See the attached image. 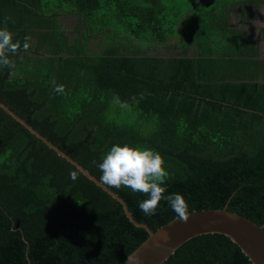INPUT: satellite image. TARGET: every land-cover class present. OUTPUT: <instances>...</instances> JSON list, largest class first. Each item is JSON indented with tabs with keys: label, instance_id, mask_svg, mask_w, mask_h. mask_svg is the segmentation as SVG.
<instances>
[{
	"label": "trees",
	"instance_id": "trees-1",
	"mask_svg": "<svg viewBox=\"0 0 264 264\" xmlns=\"http://www.w3.org/2000/svg\"><path fill=\"white\" fill-rule=\"evenodd\" d=\"M261 5L0 0V29L6 21L21 42L8 54L14 68L0 67V102L97 180L113 145L152 149L168 173L165 195L182 194L188 214L226 209L264 231V47L252 34ZM64 15L78 17L70 30ZM110 189L153 232L177 217L164 200L146 216V196ZM148 236L0 108V264H119ZM163 264L251 262L229 238L207 234Z\"/></svg>",
	"mask_w": 264,
	"mask_h": 264
},
{
	"label": "water",
	"instance_id": "water-1",
	"mask_svg": "<svg viewBox=\"0 0 264 264\" xmlns=\"http://www.w3.org/2000/svg\"><path fill=\"white\" fill-rule=\"evenodd\" d=\"M0 108L40 139L46 146L67 160L87 179L118 201L127 218L135 226L142 227L148 232V238L119 264H163L182 244L196 236L207 234L224 235L239 247L251 264H264L263 228L248 218L226 209L200 210L189 213L187 222H182L176 217L153 232L147 225L138 223L133 219L126 203L110 188L100 183L89 171L69 158L1 102Z\"/></svg>",
	"mask_w": 264,
	"mask_h": 264
},
{
	"label": "clouds",
	"instance_id": "clouds-1",
	"mask_svg": "<svg viewBox=\"0 0 264 264\" xmlns=\"http://www.w3.org/2000/svg\"><path fill=\"white\" fill-rule=\"evenodd\" d=\"M30 41L31 37L28 35L23 38V51L27 52L30 49ZM20 49L21 42L19 40L13 42V33L8 30L5 21L4 27L0 29V67L14 68L15 65L8 54L15 55ZM63 89V85H57L54 91L59 93ZM114 99L121 107L128 106L118 97ZM93 164H96V161H93ZM96 166L101 172L99 180L103 185L116 189L128 188L134 193L146 196L147 199L138 202V208L146 216L155 215L160 201L164 200L182 222L188 221V205L183 195L180 193L165 195L167 189L163 185L168 173L164 168V159L158 152L128 144L113 145ZM69 175L70 179H77L76 172Z\"/></svg>",
	"mask_w": 264,
	"mask_h": 264
},
{
	"label": "flooded vegetation",
	"instance_id": "flooded-vegetation-1",
	"mask_svg": "<svg viewBox=\"0 0 264 264\" xmlns=\"http://www.w3.org/2000/svg\"><path fill=\"white\" fill-rule=\"evenodd\" d=\"M260 15H258L256 19L257 25L252 31L253 37L260 39V47H264V25H261V20L263 19L264 5L260 6ZM260 20V21H258Z\"/></svg>",
	"mask_w": 264,
	"mask_h": 264
},
{
	"label": "rangeland",
	"instance_id": "rangeland-1",
	"mask_svg": "<svg viewBox=\"0 0 264 264\" xmlns=\"http://www.w3.org/2000/svg\"><path fill=\"white\" fill-rule=\"evenodd\" d=\"M60 23L64 26L66 30H70L74 27V25L78 22V17L75 15H64L60 17ZM264 25V12L263 19L261 20V25ZM257 25V22H256ZM161 53L165 52L161 47L158 49Z\"/></svg>",
	"mask_w": 264,
	"mask_h": 264
}]
</instances>
